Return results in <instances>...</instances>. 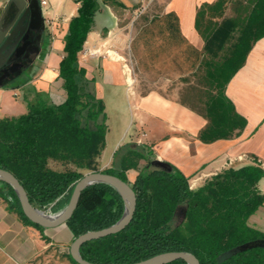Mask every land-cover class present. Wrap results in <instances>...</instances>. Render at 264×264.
Masks as SVG:
<instances>
[{
  "label": "trees",
  "instance_id": "trees-1",
  "mask_svg": "<svg viewBox=\"0 0 264 264\" xmlns=\"http://www.w3.org/2000/svg\"><path fill=\"white\" fill-rule=\"evenodd\" d=\"M77 14L69 21L63 38L57 80L64 100L59 104L37 98L24 113L0 117V169L10 172L24 188L32 205L52 212L67 204L75 182L84 170L102 171L129 182L128 169L137 170L132 183L135 209L120 231L84 242L81 257L98 264H128L159 253L187 251L199 264H264V233L247 225L248 217L264 204L258 181L264 171L258 164L228 167L207 179L197 189L180 171L149 168V150L128 149L121 167L99 170L96 160L105 145L108 129L103 100L89 88L92 78L79 66L82 49L100 2L121 6L117 0H74ZM215 0L201 4L194 26L203 40L201 66L207 81L202 114L206 126L199 139L212 142L238 136L246 121L225 95V86L244 64L253 44L264 36V0H235L233 14L224 15L227 3ZM0 197L23 222L43 230L22 213L10 185ZM185 204L183 219L173 224L177 207ZM120 194L106 183H95L81 193L65 222L72 238L103 229L123 214ZM72 264H77L67 254ZM167 264H187L182 259Z\"/></svg>",
  "mask_w": 264,
  "mask_h": 264
},
{
  "label": "crops",
  "instance_id": "crops-1",
  "mask_svg": "<svg viewBox=\"0 0 264 264\" xmlns=\"http://www.w3.org/2000/svg\"><path fill=\"white\" fill-rule=\"evenodd\" d=\"M40 3L45 29L42 46L29 66L0 86V117L25 112L27 103L42 98L54 104L64 100L57 80L62 57L63 38L69 21L77 14L74 0H45ZM121 6L100 2L91 30L77 54L79 66L92 78L89 88L99 96L108 110V100L119 119V130L110 134L109 117L105 145L97 157L96 167L119 169L127 146L139 148L147 155L149 168L176 169L188 177L189 188L197 189L207 179L228 167L258 164L264 171V36L251 47L244 64L225 86V95L246 124L238 136L203 142L199 132L207 120L174 95L159 91L140 93L123 52L126 33L123 24L128 13L147 0H117ZM215 0H155L164 17L174 24L175 37L197 51L203 40L194 26L197 8ZM10 0H0V29L12 21L15 9ZM155 5V6H156ZM11 82V83H9ZM7 83V84H6ZM108 99V100H107ZM125 140L124 135L128 133ZM113 151L106 159V151ZM124 152V153H123ZM146 160H138L137 170L128 169L132 182ZM257 187L264 194V175ZM185 204H180L173 222L183 219ZM178 222V223H179ZM177 224V222H175ZM247 225L264 233V204L247 219ZM73 238L66 224L40 230L23 222L0 197V264H72L68 258ZM57 248V249H56Z\"/></svg>",
  "mask_w": 264,
  "mask_h": 264
},
{
  "label": "rangeland",
  "instance_id": "rangeland-1",
  "mask_svg": "<svg viewBox=\"0 0 264 264\" xmlns=\"http://www.w3.org/2000/svg\"><path fill=\"white\" fill-rule=\"evenodd\" d=\"M153 2L155 0H147L146 6L138 5L135 7L136 10L132 9L128 13L126 23L123 24L127 34L123 52L135 86L142 94L149 91L172 94L181 103L202 113V102L208 90L204 67L201 66L202 50L197 51L185 41L175 37L176 31L172 20L164 17L161 7L158 4L153 5ZM235 3V0L227 3L224 15L233 14ZM107 104L106 115L110 120V134L115 135L120 126L118 115L109 100ZM131 131L129 130L122 138L126 140ZM131 147L127 146L125 150ZM112 152L106 151V159L114 153ZM88 172L92 171H83V173ZM0 192L1 194L6 192V188L1 184ZM179 214L180 210L173 222L174 225L175 222H179Z\"/></svg>",
  "mask_w": 264,
  "mask_h": 264
},
{
  "label": "water",
  "instance_id": "water-1",
  "mask_svg": "<svg viewBox=\"0 0 264 264\" xmlns=\"http://www.w3.org/2000/svg\"><path fill=\"white\" fill-rule=\"evenodd\" d=\"M8 5L7 10L10 5H13L15 13L8 26L2 30L0 29V86L3 85L5 79H7L11 73L26 68L21 62H14L9 67L1 68L3 64L10 62L9 56L14 51H19V53L24 51L27 52L26 47L31 43V40L27 38L29 32L39 34L37 45L40 46L41 35L45 29L39 0H10V4ZM38 53L39 47H36L34 53H32L34 58L37 57ZM0 181L12 187L18 197L23 215L32 223L43 228H52L64 224L76 208L80 193L92 184L106 183L120 194L124 202V211L122 216L115 223L100 230L87 231L72 240L69 246V255L77 264H98L83 259L79 253V247L86 241L98 239L123 229L131 220L136 204V197L131 182H125L115 175L102 171L84 173L82 177L75 182L67 204L57 212H52L50 208L41 209L32 205L28 200L24 188L10 172L0 169ZM263 244V240H256L243 245L240 249H247ZM177 259H182L186 261L187 264H199L197 258L187 251L159 253L147 259L128 264H167Z\"/></svg>",
  "mask_w": 264,
  "mask_h": 264
},
{
  "label": "flooded vegetation",
  "instance_id": "flooded-vegetation-1",
  "mask_svg": "<svg viewBox=\"0 0 264 264\" xmlns=\"http://www.w3.org/2000/svg\"><path fill=\"white\" fill-rule=\"evenodd\" d=\"M43 34H44V32L41 35V41H40V45L41 46H42ZM38 35H39L38 33L29 32L27 38L31 40V43L26 47L27 52L24 51V52H20L19 53V51L18 52L17 51L16 52L14 51L9 56L10 62L7 63V64H3L1 68L9 67L14 62H21L26 67H28L29 64H30V62L33 59V54L32 53H34L36 47H41V46H38L37 45ZM18 72L19 71H16L14 73H11L10 76L7 79H5V81H7L8 79H10L12 76H14L15 74H17ZM0 74H1V72H0Z\"/></svg>",
  "mask_w": 264,
  "mask_h": 264
},
{
  "label": "built area",
  "instance_id": "built-area-1",
  "mask_svg": "<svg viewBox=\"0 0 264 264\" xmlns=\"http://www.w3.org/2000/svg\"><path fill=\"white\" fill-rule=\"evenodd\" d=\"M45 0H40V3L42 4V5H44L45 4Z\"/></svg>",
  "mask_w": 264,
  "mask_h": 264
}]
</instances>
